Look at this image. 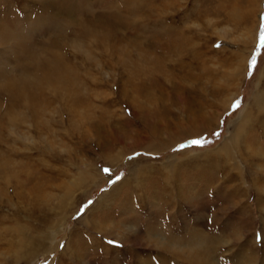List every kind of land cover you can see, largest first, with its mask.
Segmentation results:
<instances>
[{"label":"rangeland","instance_id":"obj_1","mask_svg":"<svg viewBox=\"0 0 264 264\" xmlns=\"http://www.w3.org/2000/svg\"><path fill=\"white\" fill-rule=\"evenodd\" d=\"M262 28L264 0H0V264L180 263L146 245L158 227L168 238L194 231L214 239L216 264H264V178L257 176L264 161L236 157L213 168L236 127L249 124L245 114H258L251 102L264 89ZM172 42L185 52L167 54ZM238 54L246 63L230 79ZM154 76L159 87H151ZM176 84L191 109L206 99L217 114L233 100L190 138L175 129L155 135L161 122L186 116L181 88L173 102L159 103ZM263 117L244 139L264 144ZM177 171L196 179L168 183L179 194L170 211L155 176L164 181ZM105 195L106 218L102 206L93 210ZM122 198L132 220L105 239L102 228L122 218Z\"/></svg>","mask_w":264,"mask_h":264},{"label":"bare ground","instance_id":"obj_2","mask_svg":"<svg viewBox=\"0 0 264 264\" xmlns=\"http://www.w3.org/2000/svg\"><path fill=\"white\" fill-rule=\"evenodd\" d=\"M251 2L253 3L254 2V0H251ZM51 6V5H50ZM238 13H240V15H241V17H245L246 15H249L250 16V12H249V10H247V11H239ZM254 13V12H253ZM253 13H251V14H253ZM238 17L240 18V16H239V14H238ZM230 18V17H229ZM227 19V18H226ZM237 20V19H236ZM245 19L244 18H242V20L241 21H244ZM241 21L240 20H238V22H240L241 23ZM248 21V20H247ZM97 22V21H96ZM240 23H239V26H240ZM2 32V31H1ZM106 35V34H105ZM104 35V36H105ZM107 40V39H106ZM109 40V39H108ZM250 38H248V42H247V44L250 42ZM174 42H172L171 44H167L166 46L167 47H170V48H168V49H166V50H169V51H167L168 53L167 54H171V55H173V56H177L178 57V55H179V53L180 54H183L185 51V49L186 48H184V50L182 49V45H177V44H175ZM239 52V51H238ZM237 52V53H238ZM166 54V53H165ZM233 54V53H232ZM234 54H236V53H234ZM183 60H179V62H182ZM205 62V61H204ZM206 63V62H205ZM205 63H203L202 62V65H201V67H200V71H201V73L203 74V73H205V72H208L209 70H208V68H207V66H206V64ZM244 63H246V60L243 58V57H241L239 54H238V58H236V56L234 55V58H233V60H232V62L230 63L231 64V66H233V68L236 70L235 71V73L236 74H231V78L230 79H233V77L234 76H238L239 77V75H241L242 74V70H243V64ZM137 67H144V66H141V64L139 65V66H137ZM237 78V77H236ZM259 81H261V79L259 80ZM161 83H162V81L160 80V78H158V77H156V76H154L153 77V79H152V81H151V84H153L151 87H155V86H160L161 85ZM258 83H260V82H258ZM179 86V85H178ZM178 86H177V84L175 85V87H174V91H175V94H172V93H174V92H169V93H167V92H162V94L163 93H165V94H168V95H165V94H163V95H161L162 96V98L161 99H159V103L160 104H163L164 102H166V100L167 101H170V102H173L174 101V96L173 95H177L178 93H176V92H179L180 91V89L179 88H181V94L179 95V96H177L178 98H183L184 100H186L185 101V104L187 105V107H186V116L185 117H183V118H179L178 120H177V122H174V123H170L168 120L166 121V122H164L165 124H162V122L160 123V128H159V126H156L155 124V126H156V128H154V129H156V131H154V134L155 135H157V133H160V130H163V131H169V130H171V129H175V130H177V131H183V132H186L187 134H188V138H190L192 135H193V131L194 130H196V131H205L206 129H208L209 127H210V125H212L216 120H217V114H219V115H222L223 116V114L225 113V112H227V108H226V106L227 105H230L231 104V102H232V100L233 99H231L230 101H227L228 103H227V105H225L222 109H221V113H217V114H212L211 112H209L208 111V109L210 108V107H212L210 104H209V102L205 99L203 102H202V104H200V106H199V108L198 109H195V108H190L189 106H188V102L190 101L188 98H186L187 96H186V92L182 89V87H179L178 88ZM163 88V87H162ZM160 89V88H159ZM136 90L137 91H139V93H145L146 92V90H147V88H136ZM165 90V89H164ZM149 92V91H148ZM215 92H217V91H215ZM214 93V92H213ZM172 94V95H171ZM188 95V94H187ZM165 97H166V99H165ZM176 97V98H177ZM203 97H204V95H203ZM255 97H258L259 98V100H256L255 99ZM201 100H202V98H201ZM215 100V99H214ZM199 104V103H198ZM165 106V105H164ZM228 107V106H227ZM251 107L252 108H254V109H256L257 111H258V114L257 115H252V113H251V111H249V113H248V115H246L245 114V117H247V119L249 118V120H247L248 122H249V124L248 125H245V123L244 122H242V121H240V122H242L241 123V125L239 126V127H236L237 129H236V132H235V134H233V136L229 139V141L228 142H225V144H224V148L222 149V154H223V156H218V157H215V160L217 159L218 161V163L213 167V168H219L220 166H221V161H225V162H228V160H230V159H234V158H238V157H240V158H242V159H244L243 161H245L248 165L251 163V165H252V162H256V160H259V161H264V144H261V145H257L256 144V142H252V141H249V138H251L252 136H248V137H246L245 139H244V134H246V130L248 129V128H250V127H252V125H256V123L260 120V116H264V89H263V91H260L259 92V94H254V97H253V99H252V102H251ZM167 108V107H166ZM159 109H162L161 107L159 108ZM164 109V108H163ZM162 109V110H163ZM249 109H250V107H249ZM158 110V109H157ZM167 110V109H166ZM181 111V110H180ZM155 112H156V109H154V114H155ZM164 112V111H163ZM162 113V112H161ZM223 113V114H222ZM153 114V115H154ZM185 114V113H184ZM152 115V116H153ZM166 115V114H165ZM154 117L155 118H157L155 115H154ZM163 117H164V115H163ZM218 117H221V116H218ZM150 118V117H149ZM264 118V117H263ZM153 123V122H152ZM148 125H150V124H148ZM163 125H165V126H163ZM258 125V124H257ZM264 125V124H263ZM148 127V126H147ZM254 127V126H253ZM149 128H151V127H149ZM158 129H160V130H158ZM262 129V128H261ZM264 130V129H263ZM152 131V130H151ZM162 131V132H163ZM250 131V130H249ZM161 132V133H162ZM171 133H173V132H171ZM178 134V133H177ZM151 135V134H150ZM179 135V134H178ZM248 135V134H247ZM260 135V134H259ZM258 136V135H257ZM260 136H263V135H260ZM187 138V139H188ZM253 139V138H252ZM255 139V138H254ZM244 141H246V142H244ZM151 143V142H150ZM149 143V144H150ZM179 142H177L176 143V145L178 144ZM146 145V144H145ZM160 147H161V144H158ZM110 149L108 148V149H105V150H103V155H106V154H110V153H108V151H109ZM241 153V154H240ZM245 154H250V155H248V157L247 158H245L244 157V155ZM239 159V158H238ZM198 159H196V160H194L193 161V163L195 162L196 164L198 163ZM191 162V161H190ZM215 162V161H214ZM226 164V163H225ZM258 168L261 170V171H264V163H258ZM197 167V166H196ZM224 167V166H223ZM185 169V168H184ZM259 170V171H260ZM132 171V170H131ZM136 171V170H135ZM187 171V170H186ZM137 172V171H136ZM135 172V173H136ZM220 172L221 171H218V173H215V175H212V174H209V176H210V178H209V186H211V184L212 183H214V181H215V176H217L218 177V174L220 175ZM132 173V172H131ZM139 173V172H138ZM174 174H171V175H167V177L164 179V181H166V183L164 184V181H162V179H158L156 176H155V178H156V180H159V181H157V183H156V186H159L160 188V192H161V194L163 195V194H165V196H163V198H166V205H167V208L171 211V209L173 208V207H177V204H178V202L179 201H177V203H176V198H174V195L176 196V197H179V194H178V192H175V193H173L172 191H171V188L168 186V183H174V184H176V182L177 181H179V180H183V181H187V180H189V179H193V178H195L196 179V175H195V173H188V172H184L183 174H180L178 171L177 172H173ZM206 173V172H205ZM210 173H211V171H210ZM241 173V172H240ZM242 174V173H241ZM139 175V174H138ZM156 175H158V174H156ZM183 176H184V178H183ZM205 176V175H204ZM258 177H261V178H264V175H257ZM100 177H101V175H100ZM139 177V176H138ZM159 177V176H158ZM152 178L153 177H150V179H148V180H152ZM206 179V178H205ZM126 182V180L123 182V184ZM157 184H161V186L160 185H157ZM189 184V183H188ZM170 185V184H169ZM182 185H183V191L182 192H184V184L182 183ZM213 185V184H212ZM261 188V187H260ZM158 189V188H157ZM192 189L194 190L195 188H194V185H193V187H192ZM262 189V188H261ZM116 190V189H115ZM114 190V191H115ZM187 190V189H186ZM261 191V190H260ZM259 192V191H258ZM186 194H188V198H191V199H193V196L195 195V194H197V192H190V191H187V193ZM186 194H182L181 196H185V201H187L188 199L186 198L187 196H186ZM258 195L259 196H257V197H261L260 196V192L258 193ZM109 196L110 195H105V196H103V198H102V200L101 201H99L95 206H94V208H93V210H98L97 208H99L100 209V207L102 206V208H104V209H102L104 212H103V215H105V214H109L110 212H109V204H108V201H107V199L109 198ZM153 199L154 198H152V201H153ZM125 199L124 198H122V199H119V202L120 201H124ZM198 200V199H197ZM148 202H149V200H148ZM154 203H155V199H154V201H153ZM182 202V201H181ZM115 204V203H114ZM127 203H125V202H120V203H118V205H120V206H123L122 207V210L123 211H120V212H122V218H121V220H119V222H113V224L111 225V226H107V227H105V228H102V232L104 233V238L106 239L107 237L106 236H108L109 234H113V232H115V230L116 229H121L122 230V228H124V226L126 225V224H128L131 220H132V218L131 217H128V216H125L124 215V211L125 210H127V205H126ZM117 205V204H116ZM126 212V211H125ZM172 212H174V210H172ZM129 213V212H128ZM171 213V212H170ZM102 215V216H103ZM167 216H168V214H166ZM175 216V215H174ZM105 218H106V215L104 216ZM154 219H156L157 220V218H156V216H155V218ZM155 220V221H156ZM155 221H151V224H149L147 227H146V230L148 231V230H151L153 227L152 226H154V224H155ZM166 222L168 221V224H171L172 223V221H173V216H172V219H168V220H165ZM137 222H138V220H137ZM132 224L130 223V226H131ZM133 226H135L137 229H138V231H140V235L142 236L143 234H144V232L146 231H143V229H142V227L140 228L139 226H138V224L137 223H133ZM158 231H162V230H159V227H158V230H156L155 231V233H153V232H149L148 234H147V238L145 239V243H146V245H149V247H153L152 245H154L155 247H157V248H159V249H162V250H164V252L165 253H170V254H172L173 255V258H177V259H183V260H181L180 261V263L181 264H184L185 262H184V260H187V262L186 263H191V264H199V263H203V264H216V262L214 261H212V259L214 258L213 257V255H211L210 254V251H209V249H210V246H212L211 245V242H213L214 241V239H206V241H207V243H206V241L204 240V239H200L196 234V232H194V231H189L188 232V234H189V239H188V237H187V239H174V237H166V236H163V231H162V233H160V232H158ZM194 233H195V235L197 236H195L194 235ZM120 234H122L121 233V231H120ZM136 233L134 232V230H132V231H130L127 235H135ZM190 235H193V236H191L190 237ZM109 237V236H108ZM118 237V236H117ZM138 237H131V238H129L128 240H130V241H132V240H136ZM108 239V238H107ZM122 239V238H121ZM121 242V241H120ZM148 243V244H147ZM206 243V244H205ZM208 243L210 244V246L208 245ZM215 243V242H214ZM213 244V243H212ZM106 249H109V248H106ZM79 250L82 252V249H81V247H79ZM206 250V252L204 253V251ZM199 251H201V253L199 252ZM209 251V252H208ZM125 253V252H124ZM246 254V253H245ZM136 257V256H135ZM247 256H244V257H242V261H244V258H246ZM184 258H186V259H184ZM172 259V258H171ZM201 259V260H200ZM247 259V258H246ZM122 260V259H121ZM215 260V259H214ZM254 260H256V258L254 259ZM114 261V260H113ZM112 261V262H113ZM115 261L116 262H118L119 261V258L118 257H116L115 258ZM207 261H209V262H207ZM171 262H174L175 264H180L179 263V261L177 262V261H175V260H173L172 259V261ZM170 262V263H171ZM245 263L247 262V261H244ZM120 263H121V261H120ZM188 263V264H189ZM201 263V264H202ZM248 263V262H247ZM256 263V262H255ZM60 264H63V263H60ZM145 264V263H144ZM219 264V263H218ZM239 264H243L242 262H240Z\"/></svg>","mask_w":264,"mask_h":264},{"label":"snow or ice","instance_id":"obj_3","mask_svg":"<svg viewBox=\"0 0 264 264\" xmlns=\"http://www.w3.org/2000/svg\"><path fill=\"white\" fill-rule=\"evenodd\" d=\"M259 40H260V46L262 48H264V28H262V30L260 32ZM217 46H219V45H217ZM251 63H252V66L254 67L255 64H256L255 58L252 59ZM236 106L237 107L239 106V103L238 102H237V105ZM192 143L195 144V145H198V146H203L205 143H207V141H204V140H194V141H192ZM105 171L107 172L109 170L108 169H105Z\"/></svg>","mask_w":264,"mask_h":264}]
</instances>
